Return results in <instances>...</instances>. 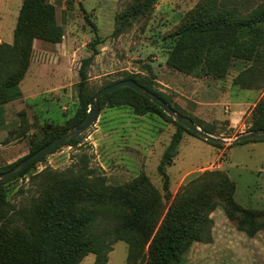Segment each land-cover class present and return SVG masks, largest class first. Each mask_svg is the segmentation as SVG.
Masks as SVG:
<instances>
[{"label": "rangeland", "instance_id": "374dc122", "mask_svg": "<svg viewBox=\"0 0 264 264\" xmlns=\"http://www.w3.org/2000/svg\"><path fill=\"white\" fill-rule=\"evenodd\" d=\"M138 1L50 0L54 23L67 26V46L75 51L67 109L62 111L57 101L46 103L44 97H39L31 101L36 113H24L21 126L10 121L0 133V174L30 155L32 143L44 137L42 129L50 131V140L77 126L69 121L79 110V70L83 61L92 56L91 45L96 39L98 55L88 69V96L94 97L101 89L129 76L148 79L154 89L170 99L179 115L192 118L200 129L227 140V144L216 147L185 131L174 163L166 169L171 193L168 199L158 167L177 132L176 121L156 113L138 116L131 105L107 104L100 108L97 122L78 137L75 145L60 147L25 176L2 184L7 201L18 211L28 214L36 209L39 214L49 195L46 185L59 178L60 187L67 188L64 183L69 182L75 191L84 185L107 191L106 196L79 201L84 208H117L128 214L134 207L142 216L153 213V220L158 210V227L172 206L176 219L188 220L200 219L210 209L213 242L193 243L181 264H264V142L232 144L237 136L253 131L260 115L258 104H264V74L258 79L246 75L244 81L251 87L244 89L235 80L251 64L235 59L221 79L177 71L169 64L176 34L193 22L205 21L210 0H156L136 16L128 14ZM15 2L13 11L17 8ZM220 4L251 13L264 5V0H220ZM3 7L0 4V10ZM123 14L128 19L120 23ZM11 16L5 18L6 24H12ZM16 23L17 18L13 30ZM29 83L26 80L23 90L27 91ZM3 110L0 109V121L9 119ZM67 175L70 178L62 179ZM222 177L234 183L235 191L232 187L223 194ZM228 191H234L232 198L226 194ZM227 209L232 210L234 220L229 219ZM245 210L253 211L255 218L252 222L245 220V231H241ZM6 213L0 211L4 215L0 219V239L22 256L27 248V233L20 220ZM102 221L103 227L111 224L106 219ZM250 228L256 231L254 236L246 232ZM135 238L147 262L151 240L144 243L142 232ZM112 248L107 264H127L129 244L119 241ZM94 263L95 256L91 254L81 264Z\"/></svg>", "mask_w": 264, "mask_h": 264}, {"label": "trees", "instance_id": "16d2710c", "mask_svg": "<svg viewBox=\"0 0 264 264\" xmlns=\"http://www.w3.org/2000/svg\"><path fill=\"white\" fill-rule=\"evenodd\" d=\"M155 1L139 0L138 5L132 7L128 14L136 16L143 8L152 7ZM206 9L208 18L205 21L193 22L176 34L177 42L170 55L169 64L184 74L206 75L221 79L227 75L234 59L249 63L251 67L235 80L236 85L249 89L251 85L244 81L246 75L258 79L264 74V5L258 6L251 13H244L238 7L222 6L220 0H210ZM54 12L50 0H23L14 32V44H0V106L18 98V86L30 67L34 41L41 39L55 44L63 41L64 30L54 23ZM127 19V14L120 15L119 22L123 23ZM97 43L98 39L91 45L92 56L83 61L79 70V110L69 121V124L73 126L80 124L87 117L93 98L85 91L89 66L93 57L98 55ZM125 80L137 82L170 106L172 105L168 97L154 89L152 81L137 80L132 76ZM107 104L111 107L131 105L138 116L156 113L174 122L161 108L131 89H122L105 95L100 101L101 110ZM258 111L260 115L254 123L253 131L264 129L263 103L258 104ZM190 119L195 123L192 118ZM175 124L177 132L173 135L158 167V172L164 181L165 196L168 199L171 193L170 179L166 169L174 163L183 141V133L186 131L196 136L181 124L176 122ZM204 131L210 133L205 129ZM42 132L44 137L41 141L32 143L30 155L64 134L49 140L50 131L42 129ZM77 139L62 146L75 145ZM247 142H264V140H248L236 145ZM207 143L222 147L211 142ZM44 158L16 178L25 176ZM21 161L9 166L7 171ZM64 178H70V176L62 177ZM64 184L68 187H60V179L53 178L46 185L49 195L39 214L35 213L36 209L28 214L18 211L7 201L3 190L4 185H0V211L7 212V215L11 214L15 219L20 220L27 233V248L24 249L22 256L19 255L18 249L9 248L3 243L4 240L0 239V264H81L91 254L95 256L94 264H107L108 256L113 251L112 245L119 241H126L129 244L127 264H181L183 255L193 243L211 244L213 242L211 237L213 221L209 218L212 212L210 209H207L202 218L188 220V218L176 219L172 206L158 227L161 219V212L158 210L153 220V213L142 216L134 207L128 214L118 211L117 208H84L79 201L106 196L107 191L99 187V190L88 187V185L75 191L69 182ZM220 185L224 189L223 194L225 190H232V187L235 191L234 183L232 184L226 177H222ZM233 192L228 191L226 194L232 198ZM243 212L245 216L239 225L241 231H245V220L252 222L255 218L253 211ZM227 214L230 220H234L232 210L227 209ZM3 216L0 214V219ZM102 219L111 221V224L103 227ZM140 232L145 238L144 243L151 240L147 262L144 253L137 248L135 234ZM246 232L250 236L256 233L252 228Z\"/></svg>", "mask_w": 264, "mask_h": 264}, {"label": "crops", "instance_id": "0c3cea01", "mask_svg": "<svg viewBox=\"0 0 264 264\" xmlns=\"http://www.w3.org/2000/svg\"><path fill=\"white\" fill-rule=\"evenodd\" d=\"M17 4L16 11L12 10L13 2ZM53 2V0H51ZM3 10H0V44H14L13 24L17 18L23 4V0H0ZM12 15V24H6L5 18ZM16 17V18H15ZM17 25V23H16ZM64 30V37L61 43H51L41 39H36L33 43L32 60L28 72L23 81L18 86V98L10 101L2 106L3 115L7 114L9 119L0 121V133L11 122L18 123L19 126L23 123L24 113L29 111L35 112V105L31 102L39 97H44V102L49 103L57 101L60 104L62 111L67 109L68 93L70 94L71 76L73 73V56L75 51L69 45L67 46L66 29L67 26L60 25ZM13 30V38L10 35ZM28 80L27 91L23 90L24 84ZM68 88V89H67ZM35 115V114H34ZM36 116V115H35ZM29 122L30 116L26 115ZM41 121V120H40Z\"/></svg>", "mask_w": 264, "mask_h": 264}, {"label": "water", "instance_id": "95a60500", "mask_svg": "<svg viewBox=\"0 0 264 264\" xmlns=\"http://www.w3.org/2000/svg\"><path fill=\"white\" fill-rule=\"evenodd\" d=\"M122 89H131L145 98L149 99L152 103L157 105L159 108L163 110L165 114L169 117H172L177 123L184 126L187 130L194 133L199 138L211 142L218 145H225L227 144V140L223 138L214 137L206 132H204L200 127L197 126L190 118L179 115L168 103H166L163 99L159 96L154 94L153 92L149 91L148 89L142 87L137 82L133 80H123L117 83H114L110 86H107L101 89L91 100L90 108L88 111L87 117L78 124L76 127L71 129L70 131L64 133L63 135L57 137L52 142L38 150L36 153L26 157L17 165H15L11 170L0 174V185L5 184L13 179H15L18 175H20L23 171L28 169L30 166L41 160L43 157L49 155L52 151L57 149L58 147L80 137L83 133L88 131L98 120L100 114V101L102 97L107 94L114 93L118 90ZM248 140H264V129L252 131L247 134H243L237 136L233 141L232 144L242 143Z\"/></svg>", "mask_w": 264, "mask_h": 264}]
</instances>
